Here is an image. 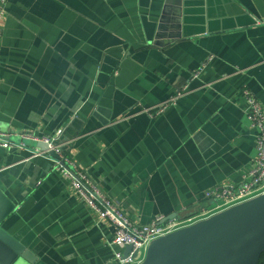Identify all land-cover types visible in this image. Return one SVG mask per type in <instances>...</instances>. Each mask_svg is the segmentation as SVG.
I'll list each match as a JSON object with an SVG mask.
<instances>
[{
	"label": "crops",
	"instance_id": "crops-1",
	"mask_svg": "<svg viewBox=\"0 0 264 264\" xmlns=\"http://www.w3.org/2000/svg\"><path fill=\"white\" fill-rule=\"evenodd\" d=\"M5 10L0 131L24 146L0 148V191L16 206L4 227L33 264H118L123 252L55 159L33 154L58 131L54 142L136 223L191 218L209 206L205 190L243 181L255 155L244 89L264 109V0H7Z\"/></svg>",
	"mask_w": 264,
	"mask_h": 264
},
{
	"label": "built area",
	"instance_id": "built-area-1",
	"mask_svg": "<svg viewBox=\"0 0 264 264\" xmlns=\"http://www.w3.org/2000/svg\"><path fill=\"white\" fill-rule=\"evenodd\" d=\"M7 0H0V35L3 19L6 14L5 4ZM245 100V114L250 127L255 132V155L251 165L243 176V181L239 185L215 186L207 189L203 193L204 199L209 201V206L199 209V212L186 219L164 220L161 217L154 218L148 224L136 223L121 210L119 204L111 200L82 170L70 160L68 156L62 154V144H54L61 131L56 133L57 137L52 139H40L48 144L58 158L54 160L59 172L67 177L73 189L79 195L82 202L94 210L100 219H106L113 228L112 244L124 250L127 245L131 250L126 257L122 251L114 253V259L118 264H138L144 258L149 244L166 234L179 228L185 227L200 218H208L218 212L237 204L246 202L264 193V109L255 96L248 90L243 91ZM171 100L157 106V112L164 110ZM8 133L0 131V148L16 146L22 148L23 143H11ZM38 149L33 154H41ZM136 255L133 257V254Z\"/></svg>",
	"mask_w": 264,
	"mask_h": 264
},
{
	"label": "water",
	"instance_id": "water-1",
	"mask_svg": "<svg viewBox=\"0 0 264 264\" xmlns=\"http://www.w3.org/2000/svg\"><path fill=\"white\" fill-rule=\"evenodd\" d=\"M36 142L39 151L58 158L46 142ZM15 209L0 191V264H33L36 257L4 227ZM130 250L127 245L123 256ZM263 251L264 193L153 240L141 264H257Z\"/></svg>",
	"mask_w": 264,
	"mask_h": 264
},
{
	"label": "trees",
	"instance_id": "trees-1",
	"mask_svg": "<svg viewBox=\"0 0 264 264\" xmlns=\"http://www.w3.org/2000/svg\"><path fill=\"white\" fill-rule=\"evenodd\" d=\"M61 151L64 156H68L64 147L61 148ZM257 264H264V251L260 255Z\"/></svg>",
	"mask_w": 264,
	"mask_h": 264
},
{
	"label": "rangeland",
	"instance_id": "rangeland-1",
	"mask_svg": "<svg viewBox=\"0 0 264 264\" xmlns=\"http://www.w3.org/2000/svg\"><path fill=\"white\" fill-rule=\"evenodd\" d=\"M223 186V185H222ZM202 219H204V218H200L199 220H202ZM196 221H198V220H196Z\"/></svg>",
	"mask_w": 264,
	"mask_h": 264
}]
</instances>
